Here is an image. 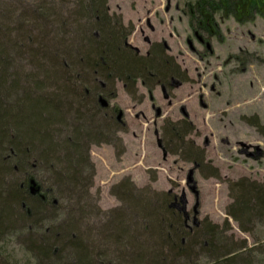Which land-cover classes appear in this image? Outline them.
<instances>
[{
    "label": "rangeland",
    "instance_id": "obj_1",
    "mask_svg": "<svg viewBox=\"0 0 264 264\" xmlns=\"http://www.w3.org/2000/svg\"><path fill=\"white\" fill-rule=\"evenodd\" d=\"M188 1L194 0H107L109 16L115 20L121 18L123 25L130 27L128 40L139 49L140 53L134 51L136 54L146 56L148 51L167 43L165 55L178 67L174 77L185 82L169 90L173 106L169 108L165 104L164 110L173 122L166 127L181 128L186 140L173 147V153L165 159L156 149L152 124L143 118L136 119L141 109L150 115L148 107L138 102L147 97L146 88L138 81L135 86L138 93L132 98L123 86L127 80L116 76L117 97L108 95L107 99L111 108L124 113L127 126L115 119L114 133L105 132V136L95 141L97 145L91 146L89 154L87 150L82 174L88 181L73 199L54 185L62 165L53 164L50 170L34 161L35 166L24 169V173L30 171V178L37 185L49 189L48 204L57 200L56 209L43 210L42 216L46 218L42 230L30 232L28 225L22 228L18 222L0 233V264H52L55 258L46 259L39 252L41 245L35 244L34 239L46 229L51 233L53 227L71 217L79 220L84 239L94 241V246L100 243L107 246L102 236L109 233L115 219L123 213L132 215L130 220L135 219L132 200L160 203L164 195H169V205L180 211L187 229L208 227L216 236L209 249L196 248L176 264H264V214L240 213L237 206L243 188L264 186V17L241 25L219 12L216 18L222 37L212 40L213 53L196 42L193 51L187 42L194 40L193 32L183 12ZM76 3L77 0H0V31H9L11 44L20 47L23 43L19 32L34 25L33 17L46 18L48 14L51 22L62 16L69 20ZM46 11L45 15L41 14ZM147 37L152 45L146 41ZM36 47L39 48L38 43H26L20 57L13 53L9 56L13 73L36 75L40 83L45 77L38 74L33 57L27 53ZM129 86L132 88V82ZM154 95L159 97L160 88ZM22 96V93L11 95L9 101L16 103ZM181 106L187 108L189 118L181 114ZM114 134L116 149L111 146ZM92 143L89 142L87 149ZM124 148L127 153L123 155ZM186 150L190 156L185 154ZM0 154L6 156V152ZM13 178L19 179V185L24 181L21 174ZM10 180L5 177L6 183ZM4 188L0 187V193L7 197ZM43 189L45 194L47 190ZM169 191L173 192L169 194ZM105 246H98V262L108 264L114 259L116 264V255L110 246ZM115 248L122 249L113 245Z\"/></svg>",
    "mask_w": 264,
    "mask_h": 264
},
{
    "label": "trees",
    "instance_id": "obj_2",
    "mask_svg": "<svg viewBox=\"0 0 264 264\" xmlns=\"http://www.w3.org/2000/svg\"><path fill=\"white\" fill-rule=\"evenodd\" d=\"M107 5V0H77L69 20L59 13L62 19L52 22L47 19V11L42 12L46 18L33 17L34 25L20 30V47L11 44L9 31H0V153L6 152V156L0 154V187L4 186L8 195L2 197L0 193V233L18 222L22 228L28 225L30 232L42 230L46 218L43 210H54L57 205V200L48 204L49 189L38 185L39 193L29 191L33 178L24 169L34 161L50 170L53 164L62 165L54 185L69 193L71 199L86 186L88 180L82 168L88 159L87 146L105 132L113 133L115 124L111 114L98 103V95L114 91L116 76L133 86L138 77L153 84L168 82L176 75L178 67L161 45L148 56H140L125 45L128 28L121 18L109 16ZM187 7L191 26H198L208 16L213 18L217 12L233 16L241 24L264 17V0H195L188 1ZM26 43L39 44L37 49L26 50L38 74L45 77L40 83L36 75L26 77L11 71L9 54L20 57ZM20 93L22 98L10 103L11 95ZM172 131L173 145L182 144V129ZM19 167L23 169L19 171ZM17 174L24 178L20 185L19 179L13 178ZM5 177L11 179L10 183L5 182ZM42 189L47 193L43 194ZM168 199L169 195H164L160 203L132 200L135 219L130 220L132 215L125 213L115 219L102 238L116 255V264H176L194 249H209L214 243L216 236L210 228L187 229L180 211L171 207ZM237 206L240 213L264 214V186L243 188ZM79 224L71 217L53 227L51 233L46 229L44 234H37L34 242L41 245L39 252L46 259L55 258L52 264H100L96 251L105 244L94 246V241L84 239ZM113 245L122 249H113ZM109 262L115 263L114 259Z\"/></svg>",
    "mask_w": 264,
    "mask_h": 264
},
{
    "label": "flooded vegetation",
    "instance_id": "obj_3",
    "mask_svg": "<svg viewBox=\"0 0 264 264\" xmlns=\"http://www.w3.org/2000/svg\"><path fill=\"white\" fill-rule=\"evenodd\" d=\"M187 5H188V2H186L184 4L183 12H184V14H186V16L188 18V23H189V26L193 32V36H194V40H190V39L187 40L188 45L190 46V48L193 51H196V48L194 45L196 42L198 45H201L202 47L206 48V50L208 52L213 53L212 40L213 39L219 40L222 37V30H221L219 22L216 18V15L219 12L215 13L213 18L211 16H208L205 20H203V22H200V24L198 26L194 25V23L191 26L190 19L192 16L187 13V9H188ZM222 14H223L222 15L223 17L224 16L228 17V18L231 17L237 22V20L233 16H226L224 13H222ZM258 17H261V16H258ZM237 23H239V22H237ZM239 24H241V23H239ZM244 24H241V25H244ZM150 28L153 29L152 26H150ZM206 28H208L209 31H207ZM127 30L128 31L130 30L129 26H128ZM210 31H211V34L208 33ZM130 34H131V32L127 35V37H126L127 39H125V45L127 47H129L131 50H133L137 53H140L139 49L130 45L129 40H128V38L130 37ZM146 41L148 42L149 45H152V43L148 37L146 38ZM158 44H160V43H158ZM158 46H160V45H158ZM161 46L163 47V50H164V47L167 48L168 45L165 42V43H163V45L161 44ZM149 54H150V51L147 52L146 56H148ZM118 79H121V78H118ZM138 81H140L141 85L143 87H145L146 91H147V97H144L142 100H139L138 101V102H140L139 105L144 106V107H148V109L150 111L149 112L150 115L148 116V114H147L148 111L141 109L136 114V119L143 118V121H147L148 124L149 123L152 124V126L154 128L153 129V135L155 138L156 149L166 159V158H168L169 155H171L173 153L172 152V151H174L173 147H175V145H173L174 144L173 141L170 140V136H172V132H173L172 130H174V129L178 130L181 128H178V127L167 128L166 127L169 122H173V119H172V117H169V118L167 117L168 113L166 112V110H164V106H165V104H167V107H169V108H171L173 106V98L171 96L172 91H169V90H172L173 88L181 87L185 81H180L176 77H172L168 82L157 81V82H154L153 84H149L147 81H145V79L137 78V79H134L132 88H130V86L128 87V83L124 82L123 86H124V88H126L127 94L132 98H134L138 93V90L135 87V86H138L137 85ZM157 88H160L159 97H156L154 95V91ZM214 88H215L214 85H212L211 89L213 90ZM110 95L113 99H115L117 97V93L114 91H112ZM101 96H103L107 100V106L104 107V109H106V110L110 109L109 113L111 114V119L113 121H115V119H116V121H118L120 124L127 126L126 123L124 122V113L122 111H118L116 108L115 109L111 108V104L109 103V100L107 99L108 95L105 96L103 94H99L98 100H97L98 103L101 105V103L99 102V97H101ZM142 97H143V95H141L140 98H142ZM199 100L200 101L203 100V95H200ZM146 101H148L147 104H146ZM157 101H158V104L156 103ZM202 105L205 106V104H202ZM137 106H138V104L135 105V107H137ZM180 112H181V114H183L184 117H186V118L190 117V114L188 113L187 108L185 106L180 107ZM149 117H151V120H149ZM111 138L115 139V141H112L113 145H111V146L114 149H116L117 137L114 134V137H111ZM185 140H186L185 136H183V142ZM104 143H106V141H104ZM93 145H95V146L97 145V144H95V141H94V143H92L90 145V147L88 149V154H89V150H90L91 146H93ZM126 153H127V148L126 149L124 148L123 155ZM185 154H188L190 156V153L188 152V150L185 151ZM172 192L173 191H169V194H171Z\"/></svg>",
    "mask_w": 264,
    "mask_h": 264
},
{
    "label": "water",
    "instance_id": "obj_4",
    "mask_svg": "<svg viewBox=\"0 0 264 264\" xmlns=\"http://www.w3.org/2000/svg\"><path fill=\"white\" fill-rule=\"evenodd\" d=\"M99 102L101 103L102 107L107 106V100L103 96L99 97ZM193 189L195 190V186H193ZM30 190L32 194H37L40 192V188L34 179H31L30 181ZM195 213H198L197 207L195 209Z\"/></svg>",
    "mask_w": 264,
    "mask_h": 264
}]
</instances>
